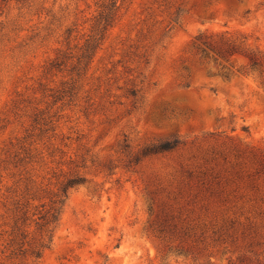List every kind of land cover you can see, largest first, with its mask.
I'll return each instance as SVG.
<instances>
[{
    "label": "rangeland",
    "instance_id": "374dc122",
    "mask_svg": "<svg viewBox=\"0 0 264 264\" xmlns=\"http://www.w3.org/2000/svg\"><path fill=\"white\" fill-rule=\"evenodd\" d=\"M110 1L0 0V264H264V0Z\"/></svg>",
    "mask_w": 264,
    "mask_h": 264
},
{
    "label": "trees",
    "instance_id": "16d2710c",
    "mask_svg": "<svg viewBox=\"0 0 264 264\" xmlns=\"http://www.w3.org/2000/svg\"><path fill=\"white\" fill-rule=\"evenodd\" d=\"M116 9V0H111L109 3L102 5L101 10L95 16L94 29L95 33L93 36L87 38L81 48V58H88L94 51L99 40L106 28L110 25L114 11ZM180 143L179 138L174 137L172 139H165L155 144H151L142 149V155H150L166 150H170L178 146ZM129 147L127 138H124L121 148L126 149ZM85 180L84 176L80 174H75L66 178L61 184V191L66 192L70 187L75 186ZM30 216H35L33 218L34 224L38 225V228L43 229L44 233L41 234V238L37 245L31 250L34 257L39 258L42 254V249L47 248L51 244L53 225H55L59 219V210L57 208H50L49 210L43 211L39 209L37 212H31ZM27 210H23L22 207L15 208V214L13 218V225L11 227L10 238L8 239V245H18L22 247L24 239L27 236V231L22 229L23 222L27 219ZM41 220V222H39ZM45 225H52V228H43ZM21 250V249H20Z\"/></svg>",
    "mask_w": 264,
    "mask_h": 264
}]
</instances>
